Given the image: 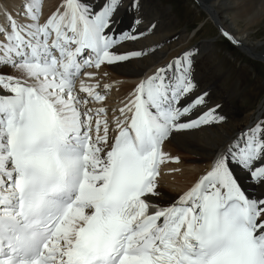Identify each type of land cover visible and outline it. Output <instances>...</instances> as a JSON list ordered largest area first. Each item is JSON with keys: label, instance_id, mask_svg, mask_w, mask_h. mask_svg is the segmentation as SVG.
I'll list each match as a JSON object with an SVG mask.
<instances>
[{"label": "snow or ice", "instance_id": "6c2138e0", "mask_svg": "<svg viewBox=\"0 0 264 264\" xmlns=\"http://www.w3.org/2000/svg\"><path fill=\"white\" fill-rule=\"evenodd\" d=\"M122 7L60 0L44 15L39 0H24L0 24V264H264V194L242 182L264 187V121L170 203L150 199L161 164L179 160L164 142L225 119L197 90L192 50L141 79L111 120L89 107L105 101L99 81L77 89L85 68L150 54L122 48L144 35L139 20L119 28Z\"/></svg>", "mask_w": 264, "mask_h": 264}, {"label": "bare ground", "instance_id": "6f19581e", "mask_svg": "<svg viewBox=\"0 0 264 264\" xmlns=\"http://www.w3.org/2000/svg\"><path fill=\"white\" fill-rule=\"evenodd\" d=\"M202 7L207 8L218 27L230 33L242 52L254 58L264 57V0H198ZM2 2V1H1ZM0 2V9H8L14 17L23 11L24 0H6ZM6 2V4H3ZM41 3V0H39ZM42 11L54 10L59 6L60 0H42ZM140 7L132 9L128 7L129 0H124V7L118 13L120 26L125 28L131 21L140 23L136 30L144 35L135 42H127L122 45L124 49L146 48L150 54L142 59H135L123 65L102 66V73L92 78L95 84L99 81V90L105 84H112L111 93L105 98L104 103H114L122 99L127 101L133 87L145 76L154 73L156 69L168 64L172 58V51L177 49L179 56L183 53V45L186 33L178 30V22L171 11L161 5L157 0H139ZM205 9V11H207ZM7 13L0 12V24H6ZM44 13V12H43ZM209 16V15H208ZM152 25H155L152 28ZM214 44L207 40L199 43L192 49L195 53L194 76L198 85V91L208 93L207 107H216L218 115L226 118L220 123H212L198 129L174 133L167 140L164 152L169 157H178L179 160H168V164L162 167L158 177L159 196L150 198L156 203L167 205L179 194L191 187L201 175L210 167L213 157L222 151L237 136L246 129L248 115H241L228 100L232 90L226 89L224 71L211 63V53ZM176 54V52H175ZM252 58V57H251ZM152 69V70H151ZM5 72L12 73L13 70ZM94 70L93 72H98ZM101 72V71H100ZM100 79L103 83L101 84ZM250 115V114H249ZM247 189L252 191L250 182L242 180ZM255 189V190H254ZM259 196L264 194V187H257Z\"/></svg>", "mask_w": 264, "mask_h": 264}, {"label": "rangeland", "instance_id": "374dc122", "mask_svg": "<svg viewBox=\"0 0 264 264\" xmlns=\"http://www.w3.org/2000/svg\"><path fill=\"white\" fill-rule=\"evenodd\" d=\"M157 1L168 8L175 16L178 22L177 29L186 32L184 33L186 40L183 49L190 50L204 40H209L214 44L211 51L213 53L210 58V60L212 59L211 63L213 65L217 64L216 66L225 72L223 74L225 78L224 86L234 92L228 96L230 104L237 113L248 115V118H250V120H247L246 128L250 124L255 125L257 122L264 121V112L262 111L264 108V62L255 60L257 58H254V56H251V58L250 55L242 52L225 37L220 36L207 14L200 7V3H197L198 0ZM3 4H6V2ZM177 53V49L172 51V58ZM257 114L258 116L261 115V119L257 120ZM223 117L226 118L225 115Z\"/></svg>", "mask_w": 264, "mask_h": 264}]
</instances>
